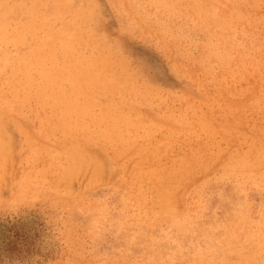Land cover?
Segmentation results:
<instances>
[{
	"label": "rangeland",
	"instance_id": "1",
	"mask_svg": "<svg viewBox=\"0 0 264 264\" xmlns=\"http://www.w3.org/2000/svg\"><path fill=\"white\" fill-rule=\"evenodd\" d=\"M8 221L0 264H264V0H0Z\"/></svg>",
	"mask_w": 264,
	"mask_h": 264
},
{
	"label": "trees",
	"instance_id": "2",
	"mask_svg": "<svg viewBox=\"0 0 264 264\" xmlns=\"http://www.w3.org/2000/svg\"><path fill=\"white\" fill-rule=\"evenodd\" d=\"M26 222L21 221H8L6 223H0V249L5 248L9 251H16L19 257L22 250L29 249L32 244L29 240L28 233L26 232ZM21 250V251H20ZM0 255H12V254H0Z\"/></svg>",
	"mask_w": 264,
	"mask_h": 264
},
{
	"label": "clouds",
	"instance_id": "3",
	"mask_svg": "<svg viewBox=\"0 0 264 264\" xmlns=\"http://www.w3.org/2000/svg\"><path fill=\"white\" fill-rule=\"evenodd\" d=\"M218 17V13L215 11L212 12L209 19L215 20ZM184 39L186 42L191 43V36L189 33H186L184 36ZM206 46L212 50L215 48H218L220 46V41L216 39L215 37H210L209 40L206 42Z\"/></svg>",
	"mask_w": 264,
	"mask_h": 264
},
{
	"label": "bare ground",
	"instance_id": "4",
	"mask_svg": "<svg viewBox=\"0 0 264 264\" xmlns=\"http://www.w3.org/2000/svg\"><path fill=\"white\" fill-rule=\"evenodd\" d=\"M83 170V169H82ZM170 199V198H169Z\"/></svg>",
	"mask_w": 264,
	"mask_h": 264
}]
</instances>
